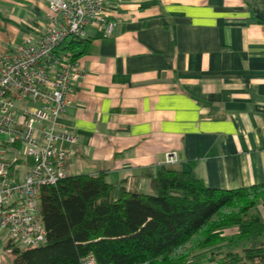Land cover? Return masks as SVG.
Segmentation results:
<instances>
[{"label":"crops","instance_id":"1","mask_svg":"<svg viewBox=\"0 0 264 264\" xmlns=\"http://www.w3.org/2000/svg\"><path fill=\"white\" fill-rule=\"evenodd\" d=\"M48 2L0 0V52L35 33ZM107 8L114 31L87 27L77 57L85 73L60 118L77 138L61 143L67 174L103 173L140 193L153 192L164 165L213 188L264 184V0H108ZM172 150L179 161L166 164ZM258 210L264 219V199Z\"/></svg>","mask_w":264,"mask_h":264},{"label":"trees","instance_id":"2","mask_svg":"<svg viewBox=\"0 0 264 264\" xmlns=\"http://www.w3.org/2000/svg\"><path fill=\"white\" fill-rule=\"evenodd\" d=\"M70 44L78 57L83 40ZM152 193L119 189L105 175H67L41 189L47 240L20 248L13 264H264V184L213 188L193 172L167 165Z\"/></svg>","mask_w":264,"mask_h":264},{"label":"built area","instance_id":"3","mask_svg":"<svg viewBox=\"0 0 264 264\" xmlns=\"http://www.w3.org/2000/svg\"><path fill=\"white\" fill-rule=\"evenodd\" d=\"M108 0H49L45 21L33 35L0 52V233L20 248L47 240L41 189L66 177V157L76 135L61 121L68 93L85 69L70 44L87 27L111 36ZM179 161L175 150L165 163ZM80 264H98L93 254Z\"/></svg>","mask_w":264,"mask_h":264},{"label":"rangeland","instance_id":"4","mask_svg":"<svg viewBox=\"0 0 264 264\" xmlns=\"http://www.w3.org/2000/svg\"><path fill=\"white\" fill-rule=\"evenodd\" d=\"M0 235H3L2 237H6V239L8 238L6 236V234H1ZM2 264H13V258H12V255L9 253V252H5L3 257H2V261H1ZM203 264H210V263H203Z\"/></svg>","mask_w":264,"mask_h":264}]
</instances>
